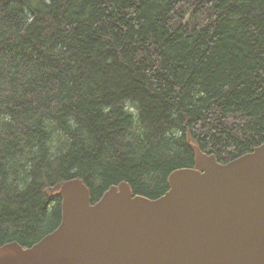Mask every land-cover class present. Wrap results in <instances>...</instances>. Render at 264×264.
<instances>
[{"label": "trees", "instance_id": "trees-1", "mask_svg": "<svg viewBox=\"0 0 264 264\" xmlns=\"http://www.w3.org/2000/svg\"><path fill=\"white\" fill-rule=\"evenodd\" d=\"M189 140L264 143V0H0V245L54 231L72 178L159 198Z\"/></svg>", "mask_w": 264, "mask_h": 264}, {"label": "water", "instance_id": "water-1", "mask_svg": "<svg viewBox=\"0 0 264 264\" xmlns=\"http://www.w3.org/2000/svg\"><path fill=\"white\" fill-rule=\"evenodd\" d=\"M189 144L195 166L157 199L121 182L94 202L83 179L65 181L60 225L0 245V264H264V143L227 163Z\"/></svg>", "mask_w": 264, "mask_h": 264}]
</instances>
